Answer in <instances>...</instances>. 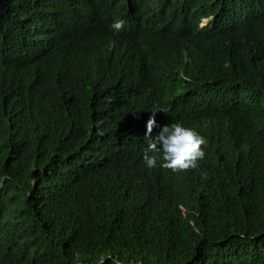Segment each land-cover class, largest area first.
<instances>
[{
    "label": "trees",
    "instance_id": "1",
    "mask_svg": "<svg viewBox=\"0 0 264 264\" xmlns=\"http://www.w3.org/2000/svg\"><path fill=\"white\" fill-rule=\"evenodd\" d=\"M6 1L0 264H264V0H134L128 12V0H88L94 16L132 21L129 45L153 49L165 71L164 89L144 70L139 112L168 107L207 140L185 171L145 167L133 116L112 97L83 107L52 79L32 78L50 72L29 41L36 17L54 33L75 0H19L36 14L22 24ZM213 12V28L193 35ZM85 51L95 90L117 76L114 55Z\"/></svg>",
    "mask_w": 264,
    "mask_h": 264
},
{
    "label": "clouds",
    "instance_id": "2",
    "mask_svg": "<svg viewBox=\"0 0 264 264\" xmlns=\"http://www.w3.org/2000/svg\"><path fill=\"white\" fill-rule=\"evenodd\" d=\"M62 1L51 0L54 5H59ZM6 2L15 24H22L31 16L36 17L27 2ZM133 3L134 0L125 3V12L131 10ZM90 5L88 0H75L72 3L74 13L64 12L62 23L54 33H42L38 29L36 17L29 41L38 52L46 56L50 72H42L32 78L52 79L59 90L75 98L83 107L96 105L105 96H110L115 105L126 108L137 126L134 137L144 148L142 161L145 167L173 171L198 168L199 161L205 156L201 148L207 145L204 137L193 129L182 126L178 119H169L165 115L170 110L168 107L157 106L139 112L138 103L142 100L145 69L153 79L160 80L165 89V71L157 61L155 52L153 49L142 52L129 45L131 37L127 32L133 22L124 14L116 17L117 13L113 11L107 17L94 16L86 11ZM216 12L199 16L193 35L203 29L213 28ZM79 45L85 50L96 49L104 54L114 55L111 66L118 71L117 76L95 90L98 79L94 65L85 50H75ZM184 78L189 80L185 76ZM28 89V84L22 81L15 89L16 95L23 97ZM169 103L174 105L173 111L178 106L172 97ZM98 134L103 135L102 132Z\"/></svg>",
    "mask_w": 264,
    "mask_h": 264
},
{
    "label": "bare ground",
    "instance_id": "3",
    "mask_svg": "<svg viewBox=\"0 0 264 264\" xmlns=\"http://www.w3.org/2000/svg\"><path fill=\"white\" fill-rule=\"evenodd\" d=\"M61 121V120H60ZM83 136V135H82Z\"/></svg>",
    "mask_w": 264,
    "mask_h": 264
}]
</instances>
